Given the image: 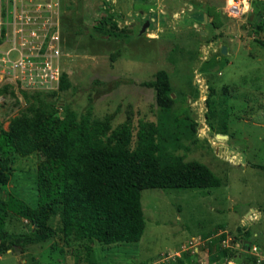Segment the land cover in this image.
Listing matches in <instances>:
<instances>
[{"label": "rangeland", "instance_id": "374dc122", "mask_svg": "<svg viewBox=\"0 0 264 264\" xmlns=\"http://www.w3.org/2000/svg\"><path fill=\"white\" fill-rule=\"evenodd\" d=\"M194 1L23 0L29 11L40 8L36 26L54 20L59 78L64 72L68 81L62 90L58 80L31 91H56L58 111L65 105L77 117L105 124L103 138L126 124L131 147L141 125L150 122L162 151L201 161L222 179L213 188L142 189L140 239L95 244V264H180L178 258L186 257V264H264V257L248 253V243L264 253V26L252 30L250 11L215 27L204 7L216 5L224 16L218 1ZM48 9L52 16L45 20ZM151 11L158 12V27L140 33ZM158 69L166 70L173 89L169 109L159 107L153 88L142 84ZM6 81L0 77L1 128L26 107L21 89ZM38 158L35 152L16 156L7 183L9 192L32 206ZM5 224L12 237L32 230L14 214ZM191 240H199L196 251ZM217 250L227 253L211 262ZM0 264L93 263L81 246L65 244L57 234L23 250L11 247Z\"/></svg>", "mask_w": 264, "mask_h": 264}, {"label": "trees", "instance_id": "16d2710c", "mask_svg": "<svg viewBox=\"0 0 264 264\" xmlns=\"http://www.w3.org/2000/svg\"><path fill=\"white\" fill-rule=\"evenodd\" d=\"M189 2L197 5L194 0ZM217 7H204L215 27L229 19ZM146 16L148 27L153 28L150 14ZM249 17L253 31L262 29L264 0L253 2ZM116 55L118 50L111 57ZM142 84L153 88L159 107L172 106L173 89L166 70H156L153 78ZM67 86L66 73L61 72L58 90ZM41 93L22 90L24 111L12 117L7 128L0 127V255L13 246L23 250L58 234L65 244L81 246L87 261L95 264V244L119 245L140 239L145 226L140 203L142 189L222 185V179L205 163L162 151L152 123L141 125L131 147L126 124L103 138L105 124L90 122L87 115L77 117L65 105L59 112L53 99L56 91ZM34 152L39 158L35 168L36 205L32 206L9 192L7 183L15 157ZM260 167L264 169V165ZM11 214L25 219L32 230L12 237L5 224ZM222 237L223 234L217 239ZM226 253L217 250L209 259L218 261ZM178 261L186 264L188 259Z\"/></svg>", "mask_w": 264, "mask_h": 264}, {"label": "built area", "instance_id": "2783aa9c", "mask_svg": "<svg viewBox=\"0 0 264 264\" xmlns=\"http://www.w3.org/2000/svg\"><path fill=\"white\" fill-rule=\"evenodd\" d=\"M221 3V11L228 18H239L253 9V2L258 0H215ZM23 0H0V59L3 60L0 72L1 79L9 85H16L24 91H31L36 87L55 86L59 80L58 70V30L50 20V9L45 20L40 22L38 17L40 8L28 10ZM150 20L158 27V12H150ZM11 16V20L8 17ZM44 20V21H45ZM53 20V21H52ZM25 25H28L25 27ZM35 25V26H34ZM8 42V48L2 44ZM30 89V90H28ZM199 240L189 241L188 246L197 250ZM257 246L248 243V253L262 259L264 253H257ZM159 263V262H158Z\"/></svg>", "mask_w": 264, "mask_h": 264}, {"label": "water", "instance_id": "95a60500", "mask_svg": "<svg viewBox=\"0 0 264 264\" xmlns=\"http://www.w3.org/2000/svg\"><path fill=\"white\" fill-rule=\"evenodd\" d=\"M205 17V15H204ZM149 25V21L148 20H145L144 23L142 24L141 28H140V33H142ZM220 53L221 54H226L227 53V50H226V46L225 45H222L220 47ZM217 136H220V137H225V135H221V134H216Z\"/></svg>", "mask_w": 264, "mask_h": 264}]
</instances>
